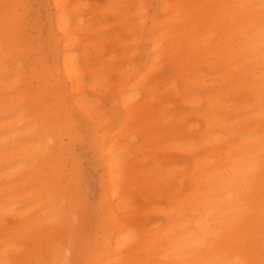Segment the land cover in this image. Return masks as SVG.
Instances as JSON below:
<instances>
[{"label": "bare ground", "instance_id": "bare-ground-1", "mask_svg": "<svg viewBox=\"0 0 264 264\" xmlns=\"http://www.w3.org/2000/svg\"><path fill=\"white\" fill-rule=\"evenodd\" d=\"M32 1L0 0L23 6L14 16L19 38L7 51L0 10V261L81 264L91 257L102 264H167L162 257L171 253L173 261L259 264V172L250 184L241 179L250 163L259 164L264 132L260 83L251 82L246 62L254 53L258 77L259 16L179 7L258 0H43L46 27L32 14ZM48 73L54 78L45 79ZM106 91L113 97L110 118L100 111ZM51 106L63 114L65 136L47 157H37L47 128L36 121ZM117 108L122 146L141 154L124 165L119 184L99 147L116 144L106 131ZM76 116L88 122V148L104 168L106 242L86 238L85 209L73 197L71 153L83 142ZM130 122L138 143L127 136ZM179 154L190 158L189 166ZM169 168L171 174L160 171ZM142 200L153 209L140 210ZM152 211L164 217L162 226L149 223ZM209 214L213 227L227 216L224 234L200 223ZM192 232L207 243L185 257L181 250Z\"/></svg>", "mask_w": 264, "mask_h": 264}, {"label": "snow or ice", "instance_id": "snow-or-ice-1", "mask_svg": "<svg viewBox=\"0 0 264 264\" xmlns=\"http://www.w3.org/2000/svg\"><path fill=\"white\" fill-rule=\"evenodd\" d=\"M20 7H23L19 4H13L9 2H0V10H2V22H3V35L5 41V51H7L8 46L15 39H18V34L16 31V24L14 16L16 15V10ZM179 7H205L213 8L217 10H230V9H243V10H252L259 16V25H258V39H259V51H258V61H259V76L256 77L255 74V62L256 56L253 53L252 55L247 56V66L250 70V75L252 77L251 82H255L258 78L261 88V116L264 118V0H258V3H240V4H220V5H182ZM233 22L235 19L233 18ZM158 48H163V44L159 41L156 42ZM157 55L163 56V52H157ZM54 78L51 73H48L45 79ZM63 114L58 111L57 106H51L45 109H42L38 118L37 126H45L47 128V134L44 136L43 142L38 144L34 150V154L37 157H47L49 154L50 146L54 145L55 142L65 136V130L62 123ZM99 147L106 154V158L109 163L113 166V178L114 183L119 184L124 178V165L128 163L129 151L124 148L122 145L113 144L109 146L108 144H100ZM39 159L37 160V166H39ZM162 172H167L171 174L174 169H160ZM259 172V220H260V238H261V259L259 264H264V132L260 136V147H259V164L250 163L247 169L244 171L241 179L245 184H250L251 180L255 179V173ZM160 180H165L164 176L160 177ZM121 208L127 209L129 203L127 201H121ZM242 212H247L249 214L253 213L255 209L242 206L240 209ZM201 224L207 226V231L212 234L222 235L228 229V220L225 216L224 220L218 222L217 227H213V218L209 214L208 218L200 221ZM206 234V233H205ZM126 240L130 237L125 236ZM190 244L187 248L182 249L184 256L187 257L192 255L193 247H199L207 243L205 235H202L201 232H192L189 237ZM171 253H167L166 257H162V261L167 259V264H198L195 260H189L187 258L182 260L173 261ZM0 264H12L11 261H0ZM55 264H67V262H55ZM81 264H102V261L94 258H86ZM216 264H221V262H216ZM229 264H253L252 261L247 259L237 260L234 262H229Z\"/></svg>", "mask_w": 264, "mask_h": 264}, {"label": "rangeland", "instance_id": "rangeland-1", "mask_svg": "<svg viewBox=\"0 0 264 264\" xmlns=\"http://www.w3.org/2000/svg\"><path fill=\"white\" fill-rule=\"evenodd\" d=\"M43 0H33L32 1V14L36 16L40 23H44L46 27L47 22V12L48 8L44 4ZM35 35V33H33ZM113 97L111 96V91H106L100 98V111L102 113H107L108 105L111 102ZM179 106V105H178ZM202 106V105H201ZM70 111L75 114L74 109H70ZM114 120L111 123H108L109 130L106 131L107 137L110 134L114 135V140H116L117 145H122V141L119 139L121 134V129L123 125H121L122 116L121 110L115 109L114 111ZM77 114V113H76ZM109 116V115H108ZM75 117V125L76 130L79 131V136L81 135L83 138V142H76L72 153L71 158L77 165V174L75 176V180L71 188L74 191V201L76 199L78 204H80L85 209V218L87 219V231L89 229L88 234L86 235L88 239H101L104 242L107 241L108 236L110 235V226L107 222V213L104 208H102L103 201L105 199V191H104V184H103V166L100 162V158L97 153H93L89 148L87 142L90 140L89 136L86 132H89L91 129H87L83 131L86 127H89L88 122H86L83 118L78 119ZM110 118V116H109ZM132 122L129 124H125L128 128L127 136L136 137L134 139L135 143L140 142V139L136 135H130L133 133V128L131 126ZM126 149L129 151L128 156V163L134 161L136 157H141V154L138 151H135L133 146H127ZM181 160L180 162L185 165H190V158L186 154H179L178 156ZM164 181H169V179H165ZM188 180H186V185L188 184ZM24 200L19 201L18 204H21ZM137 204L140 206V210H149L153 209V204H150L145 201H137ZM164 205H159V208L163 207ZM149 223L154 226H162L164 224V217L162 215L156 214L155 212H151L149 215ZM11 222L18 224L17 219H11Z\"/></svg>", "mask_w": 264, "mask_h": 264}]
</instances>
